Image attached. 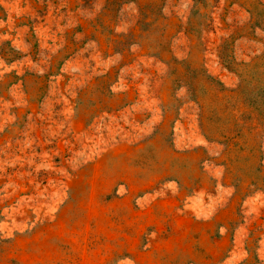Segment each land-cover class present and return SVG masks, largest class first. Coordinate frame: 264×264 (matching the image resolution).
<instances>
[{
  "label": "rangeland",
  "instance_id": "rangeland-1",
  "mask_svg": "<svg viewBox=\"0 0 264 264\" xmlns=\"http://www.w3.org/2000/svg\"><path fill=\"white\" fill-rule=\"evenodd\" d=\"M0 264H264V0H0Z\"/></svg>",
  "mask_w": 264,
  "mask_h": 264
}]
</instances>
